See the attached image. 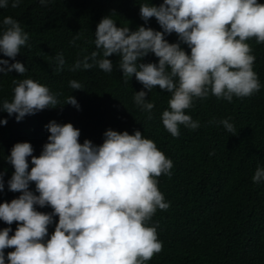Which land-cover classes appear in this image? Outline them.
Returning <instances> with one entry per match:
<instances>
[{
    "label": "clouds",
    "instance_id": "1",
    "mask_svg": "<svg viewBox=\"0 0 264 264\" xmlns=\"http://www.w3.org/2000/svg\"><path fill=\"white\" fill-rule=\"evenodd\" d=\"M46 4L47 0H40ZM9 0H0V8ZM20 0H12L11 7ZM105 16L97 25L93 51L77 60L71 71L90 69L95 64L104 72L113 70L108 57L117 54L119 69L125 82L133 75L151 92L155 86L172 93L170 110L162 113V122L173 136H179V125L190 129L200 127L184 110L194 98L212 95L231 101L233 96L246 97L259 91L261 85L253 70L255 56L245 41L256 38L264 43V4L257 0H163L156 6L140 5L141 18L155 17L163 31L139 26L117 27ZM0 52L15 60L29 39L21 24L11 16L3 20ZM175 32L178 42L169 43L165 34ZM181 43L186 44L188 54ZM149 53L158 57L157 63L140 62ZM61 71L65 64L62 54L56 56ZM7 66L6 68L3 66ZM26 71L23 63L0 59V72ZM14 97L5 100L0 111L17 121L48 107L71 104L79 109L74 96L60 104L57 94L32 79L13 80ZM72 89H83L70 81ZM143 90L135 93V103L142 111L151 113L154 104ZM149 118L151 116L149 115ZM235 133L228 119L220 121ZM7 124V119H0ZM50 135L39 156L33 155L29 142H18L7 157L14 167L8 189L20 192L11 202L0 203V220L11 225L17 222L13 235L10 227L0 230V264H145L162 250L156 226L148 222L157 209L167 210L169 203L158 189L157 177L171 175L172 161L160 151L155 142L144 138L141 131L134 134L111 128L104 133L101 145L89 139L79 142L80 130L72 123L51 121L46 125ZM211 155V153H210ZM28 157L32 167L29 171ZM253 182L264 179V168H257ZM35 182L36 195L29 185ZM4 189L0 173V192ZM50 206L51 213L37 211L36 206ZM58 216L50 238L48 226Z\"/></svg>",
    "mask_w": 264,
    "mask_h": 264
},
{
    "label": "trees",
    "instance_id": "2",
    "mask_svg": "<svg viewBox=\"0 0 264 264\" xmlns=\"http://www.w3.org/2000/svg\"><path fill=\"white\" fill-rule=\"evenodd\" d=\"M163 0H20L19 6L0 8V34L7 16L16 19L28 33L29 39L21 47L15 60L0 52V59L9 64L19 61L26 67L22 75L14 69L0 72V107L14 97L13 80L32 79L57 94L60 104L74 96L79 109L71 104L57 105L26 115L17 121L16 114L9 116L0 111V173H3L4 189L0 203L11 202L20 192L8 189V181L14 167L7 160L11 149L18 142H29L33 155L39 156L50 135L48 125L72 123L80 130L79 142L89 139L101 145L107 129L134 134L141 131L144 138L155 142L157 148L169 158L173 167L171 175L157 177L158 189L169 203L167 210L157 209L148 222L156 226L162 250L145 264H264V179L253 182L256 169L264 168V43L256 38L245 41L255 56L253 70L261 85L251 96L236 97L231 101L217 98L211 93L207 98H194L185 109L200 127L190 129L179 125V136L173 137L164 127L162 113L170 110L172 93L155 86L148 92L135 75L125 82L119 69L117 54L108 57L113 70L104 72L95 64L90 69H70L77 60L93 51L98 23L105 16L112 18L117 27L139 26L163 31L155 17L147 23L141 18L140 5L159 6ZM264 4V0H257ZM169 43L178 42L175 32L165 34ZM181 47L190 54L184 43ZM62 54L65 64L56 71V56ZM158 57L149 53L143 63H157ZM3 67H7L6 65ZM78 81L83 89H72L70 81ZM147 93L146 99L154 104L151 113L142 111L135 103V93ZM149 115L151 118H149ZM228 119L235 133L228 132L220 121ZM211 153V155H210ZM29 171L33 166L28 157ZM36 195L35 182L29 185ZM37 211L51 213L50 206H36ZM59 217H53L48 226L49 239ZM10 227L13 235L17 222L11 225L0 220V230ZM14 248H6L7 253Z\"/></svg>",
    "mask_w": 264,
    "mask_h": 264
}]
</instances>
